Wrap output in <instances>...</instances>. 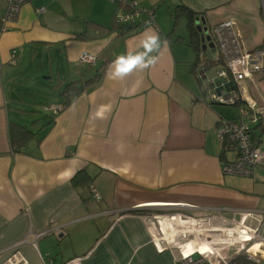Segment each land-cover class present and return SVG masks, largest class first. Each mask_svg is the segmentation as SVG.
<instances>
[{"label": "crops", "instance_id": "0c3cea01", "mask_svg": "<svg viewBox=\"0 0 264 264\" xmlns=\"http://www.w3.org/2000/svg\"><path fill=\"white\" fill-rule=\"evenodd\" d=\"M125 1L153 9L155 26L119 24L117 14L129 9L110 0H30L0 34V264L13 255L26 264H173L194 251L195 239L174 244L171 234L205 227L222 209L226 218L264 211V160L249 178L221 170L229 153L216 129L239 108L209 102L188 33L190 21L196 31L228 20L242 51L264 48V0ZM180 6L191 20L176 13ZM148 29L167 42L157 64L110 78L111 62L142 51ZM36 48L64 57L54 90L76 82L78 95L59 113L31 107L12 120L6 81ZM82 52L96 62H79ZM47 63L51 70L50 56ZM239 88L264 106V74ZM53 100L49 106L65 101ZM9 122L35 135L22 151L10 146ZM253 140L264 151V123L253 126ZM160 236L167 249L158 253Z\"/></svg>", "mask_w": 264, "mask_h": 264}, {"label": "built area", "instance_id": "2783aa9c", "mask_svg": "<svg viewBox=\"0 0 264 264\" xmlns=\"http://www.w3.org/2000/svg\"><path fill=\"white\" fill-rule=\"evenodd\" d=\"M30 0H0L3 6V16L0 20V34L6 31L7 26L13 22L19 13L20 7ZM128 7L127 12L116 16L117 22L130 27L139 28L155 26L153 9L140 10L135 1L110 0ZM43 9L37 13L41 14ZM215 41L222 56L224 67L215 71L214 76L208 77V68L202 63L199 74L205 78L203 90L211 104L222 106H238L239 116L237 119H221L216 129L218 140L229 153V159L221 163L224 174L236 177L249 178L254 174L255 168L264 160V151L253 140V126L264 123V106L257 105L252 100L242 97L239 83L253 75L264 74V48L251 51H242L240 44L233 32V23L225 21L212 28ZM17 52L11 53V65H16ZM79 62L94 64L96 56L82 52ZM63 109L62 104L43 107L44 112L59 113ZM93 198L99 201L100 195L94 189ZM236 217L226 218L223 209L214 212L207 218L213 222L205 227L192 231L182 228L171 234L174 244L177 237H185L193 234L195 248L192 253L182 257L173 264H237L238 258H243L255 264L264 262V211H238ZM177 217L179 215H176ZM175 219V216L167 217ZM181 223L187 225L189 217L182 215ZM247 219L255 223L254 227L247 225ZM188 231H190L188 233ZM39 234L37 236L43 235ZM162 235V234H161ZM166 237L160 236L154 241L155 249L161 253L167 249L160 241ZM7 264H26L18 256L13 255Z\"/></svg>", "mask_w": 264, "mask_h": 264}, {"label": "rangeland", "instance_id": "374dc122", "mask_svg": "<svg viewBox=\"0 0 264 264\" xmlns=\"http://www.w3.org/2000/svg\"><path fill=\"white\" fill-rule=\"evenodd\" d=\"M198 27H200V25H197L196 29H198ZM199 29L198 34L200 35V38L204 39V43H201V49L205 46L203 51L206 52L203 57L205 60L203 63L204 66L208 68V77L211 78L214 76L217 69L222 68L225 65L224 62L223 64L218 65L209 64L208 60H213L210 58L215 59V57L218 56L219 48L212 33V29L207 27H204L203 29L200 27ZM48 56L51 58V70L48 68ZM220 57L222 59L221 55ZM62 65H65L64 57L58 52H54L53 49H49V52H47L46 50H41V48H36L33 54L29 51L23 52L20 64L18 67L11 69L9 81H6L7 96L11 99L9 102L11 119L14 118V115H20L16 111H28L31 107L35 108L38 111V114L41 113L43 115L44 111L42 110V107L49 106L52 99L56 102L55 97L58 92L54 90V86L56 85L58 75L60 76L64 72V69L61 67ZM56 69L58 70L57 72ZM246 223L250 227L255 226L252 220L247 219ZM237 264L255 263L243 258H238ZM261 264H264V262Z\"/></svg>", "mask_w": 264, "mask_h": 264}, {"label": "trees", "instance_id": "16d2710c", "mask_svg": "<svg viewBox=\"0 0 264 264\" xmlns=\"http://www.w3.org/2000/svg\"><path fill=\"white\" fill-rule=\"evenodd\" d=\"M180 12L185 13L189 20L192 19V13L187 11V9H185L184 7L180 6L177 8L176 13H180ZM118 27L120 30L124 29L123 26H118ZM188 33H189V46L196 52L197 61L203 63L205 61L203 57L206 54V52L202 51L201 49L199 34L195 31L191 21L188 25ZM85 37L88 36L86 35ZM210 59H213V60L207 59L210 65L223 64V61L219 54L218 56L215 57V59L214 58H210ZM60 86L61 84L56 86L55 89L56 91H58L57 93L58 97L64 98L65 101L62 103V106L64 107L70 104L71 101H73V99L78 95V91L76 87V82L65 84L61 90L59 89ZM34 136L35 135L33 134V132L27 130L23 126L16 124L14 122H9L8 138H9L10 146L14 148V150L18 152L22 151V149L26 148V146L34 138Z\"/></svg>", "mask_w": 264, "mask_h": 264}, {"label": "clouds", "instance_id": "9594fccd", "mask_svg": "<svg viewBox=\"0 0 264 264\" xmlns=\"http://www.w3.org/2000/svg\"><path fill=\"white\" fill-rule=\"evenodd\" d=\"M147 32L150 34H146L141 41L142 51L117 56L111 62L108 70L110 78L122 80L134 71H144L157 64L162 44L166 45L167 42H162L159 34L151 29Z\"/></svg>", "mask_w": 264, "mask_h": 264}, {"label": "water", "instance_id": "95a60500", "mask_svg": "<svg viewBox=\"0 0 264 264\" xmlns=\"http://www.w3.org/2000/svg\"><path fill=\"white\" fill-rule=\"evenodd\" d=\"M200 27H198V29H196V31L198 32L200 29H199ZM200 42L201 43H204V39L203 38H200ZM205 49V46H203V49L202 50H204Z\"/></svg>", "mask_w": 264, "mask_h": 264}]
</instances>
